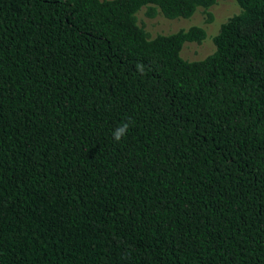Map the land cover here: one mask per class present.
I'll return each mask as SVG.
<instances>
[{
    "label": "trees",
    "instance_id": "16d2710c",
    "mask_svg": "<svg viewBox=\"0 0 264 264\" xmlns=\"http://www.w3.org/2000/svg\"><path fill=\"white\" fill-rule=\"evenodd\" d=\"M218 1L0 0V264H264V0L137 18Z\"/></svg>",
    "mask_w": 264,
    "mask_h": 264
},
{
    "label": "rangeland",
    "instance_id": "374dc122",
    "mask_svg": "<svg viewBox=\"0 0 264 264\" xmlns=\"http://www.w3.org/2000/svg\"><path fill=\"white\" fill-rule=\"evenodd\" d=\"M141 10L142 9L139 11ZM139 11L135 14V16L139 13ZM209 12L212 16V21L209 24H204V15L201 12H196L191 18L186 20H167L160 16L148 20L144 18L141 13L138 14L137 18L144 28L151 34H170L179 29H187L193 25L202 27L205 31V38L202 43L200 45L185 43L183 44L180 53V57L186 61H198L213 51L211 38L216 34L221 23L238 13V7L233 0H221L211 7ZM154 35L156 34H153L152 36Z\"/></svg>",
    "mask_w": 264,
    "mask_h": 264
},
{
    "label": "clouds",
    "instance_id": "9594fccd",
    "mask_svg": "<svg viewBox=\"0 0 264 264\" xmlns=\"http://www.w3.org/2000/svg\"><path fill=\"white\" fill-rule=\"evenodd\" d=\"M137 68L141 73H143L144 71L143 65H137ZM128 130H129V123L127 122L122 123L121 125H119L117 128L113 130V133H112L113 139L116 142H120L125 137Z\"/></svg>",
    "mask_w": 264,
    "mask_h": 264
}]
</instances>
